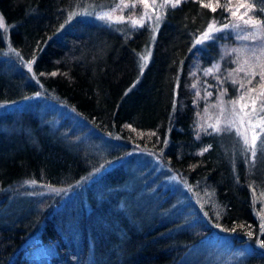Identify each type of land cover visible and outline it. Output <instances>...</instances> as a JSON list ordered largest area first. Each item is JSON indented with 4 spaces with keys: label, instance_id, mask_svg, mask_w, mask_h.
<instances>
[{
    "label": "trees",
    "instance_id": "obj_1",
    "mask_svg": "<svg viewBox=\"0 0 264 264\" xmlns=\"http://www.w3.org/2000/svg\"><path fill=\"white\" fill-rule=\"evenodd\" d=\"M218 1L165 5L153 30L146 22L128 28L80 16L105 0H0L8 27L7 38L0 27V51L8 46L31 66L0 73V105L40 96L71 110L89 134L107 142L67 140L36 119L25 130L28 111L11 130L0 124V264H35L26 253L36 244L53 248L41 264H182L208 239L245 243L252 255L242 264H264L263 188L242 150L243 158L233 146L227 151L225 133L209 128L208 117L234 88L248 90L256 78L263 85L264 77L255 69L251 75L250 65L239 69L233 34L217 31L197 45L210 23L227 14ZM248 1L264 34V0ZM134 5L126 12L132 18L143 9ZM150 42L142 66L139 55ZM142 158L161 164L190 191L191 202H200L186 226L165 207L164 192L150 183L136 190L131 177L142 171ZM93 172L99 174L76 209L5 215L21 181L71 186Z\"/></svg>",
    "mask_w": 264,
    "mask_h": 264
},
{
    "label": "rangeland",
    "instance_id": "obj_2",
    "mask_svg": "<svg viewBox=\"0 0 264 264\" xmlns=\"http://www.w3.org/2000/svg\"><path fill=\"white\" fill-rule=\"evenodd\" d=\"M137 1L143 3V9L138 16L129 17L126 12ZM218 2L223 6V10L227 14L219 22H212L210 25H214L215 29L221 31L223 34L234 35L237 41L236 44H238L234 48V51L238 61H240V70H244L243 66L250 65L252 68L251 75H254L255 69L261 77H264V34L261 32L257 22L250 18L249 11L251 6L248 3L249 1L219 0ZM170 4L165 3V0H105L104 7L100 6L99 9L82 12L80 16L106 24L127 22L126 27L128 28L135 26L132 21H136L137 26L146 22L155 30L160 23L163 7ZM125 5H128V7H125ZM228 7H232L233 11H229ZM105 14H110L111 18L101 19ZM69 22L67 21L66 25ZM0 24L3 25L1 29L4 28L5 37L7 38L8 27L4 26L1 19ZM217 31L211 33V38L215 36ZM57 33H59V30L53 35ZM201 38L202 35L198 39ZM210 39L202 40L197 45L200 46ZM150 47L151 42L140 52L139 56L142 66L149 59ZM142 57H146V60L142 59ZM30 67V62H20L10 47L6 46V48L0 51V73L9 74L23 70L30 71ZM255 80L256 83L248 90L240 92L238 88H234L231 92V98L225 101L219 100L208 117L210 122L209 128L225 133L223 134L225 149L228 151L233 146L235 151L240 154L239 156L242 157L243 154V157L246 158L251 176L253 175L252 179L257 182V185H260L259 187L263 188L261 191L264 192V84L259 85L257 78ZM26 111H28L26 116L22 117L24 123L20 124L25 127V130H27L31 121L36 119L38 122L46 123L53 130L58 129V136L61 138L70 139L74 142H88L91 140L90 144L95 147H101L102 144L105 146L107 143L102 136L95 137V135L89 134L84 129L81 120L71 110L63 107L61 104L48 101L36 95L18 102L0 105V121L3 120L0 124H3L5 126L3 128H6V130H11L16 121L21 119L19 115H23ZM6 119H9L8 124L5 123ZM253 136H256L254 150L252 146ZM245 137L248 140L247 144L245 143ZM253 151H255V154H253ZM138 162L141 163L140 166H143L141 167L142 171L134 173L131 177L132 182H135L136 186H134L136 190L142 192L140 189L145 187L147 183H150L152 184L150 189L164 192V195H166L165 207L168 209L172 208V214L177 217L181 215L184 220L183 226H186L185 220L197 212L200 202H197L196 198L191 202L192 195L185 185L176 180L172 174L169 175L163 170L161 164L157 163L154 159L142 158ZM98 174V172H93L82 178L77 184L71 186L58 187L42 185L31 181H21L12 190L11 202L5 215H17L19 214V209L25 212L24 215L28 214L29 211L39 212L46 206L52 207L51 211L53 212L63 207L72 208L74 206L76 209L80 206L81 202L85 204L86 190L97 178ZM184 199L187 200V207L183 205ZM180 208L183 209L182 212H180ZM63 216L69 217L66 211H61V218ZM258 217L261 219L260 223L264 225V198L262 197L260 198ZM38 238L39 236L36 234L29 241H36ZM223 243L213 239L204 240L191 248L181 263L242 264L245 263L248 256L252 255L250 247L245 243L239 245ZM36 245L31 250H28L26 254L30 261L35 262V264H41L53 254V248L47 244Z\"/></svg>",
    "mask_w": 264,
    "mask_h": 264
},
{
    "label": "snow or ice",
    "instance_id": "obj_3",
    "mask_svg": "<svg viewBox=\"0 0 264 264\" xmlns=\"http://www.w3.org/2000/svg\"><path fill=\"white\" fill-rule=\"evenodd\" d=\"M180 2H181V0H174V2H173V0H165V3H171V6L172 7H176ZM133 6H135V5H133ZM125 7H128V5H125ZM213 11H215V8H213ZM105 18H109L110 19L111 18L110 14H105V16H102L101 17V19H105ZM132 23L134 25H136L137 22L136 21H132ZM2 26L3 25L0 24V27H2ZM225 27H227V26H225ZM213 31H217V29H215V26L214 25H209L208 30L202 34V38L201 39H198L197 40V43H201L202 40L210 39L211 38V33ZM142 59H145L146 60V57H142ZM209 71H211V69ZM213 127L215 128V126H213ZM255 141H256V136H253V138H252L253 150L255 149ZM245 143L246 144L248 143V140H247L246 137H245ZM206 150L207 149H205V151ZM253 154H255V151H253ZM261 247H264V241L261 242Z\"/></svg>",
    "mask_w": 264,
    "mask_h": 264
}]
</instances>
